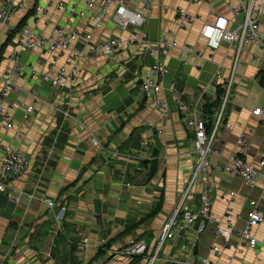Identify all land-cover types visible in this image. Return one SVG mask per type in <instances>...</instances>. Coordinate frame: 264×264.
<instances>
[{
	"label": "crops",
	"instance_id": "crops-1",
	"mask_svg": "<svg viewBox=\"0 0 264 264\" xmlns=\"http://www.w3.org/2000/svg\"><path fill=\"white\" fill-rule=\"evenodd\" d=\"M19 1L23 7L6 26L0 25V75L4 69H13L9 56L16 50L17 30L33 23L35 0ZM44 1L47 13L38 31L51 40L58 39L59 26L91 34V43L109 38L124 42L130 37L111 21L113 4L108 6L101 27L95 28L94 15L103 0H91L92 11L81 7L85 0H62L66 7L61 10L57 7L61 0ZM73 2L80 3L74 16L69 7ZM123 2L144 12L146 21L141 32L149 42H157L170 31L177 38L179 48L171 50L164 60L169 71L161 96L171 108L166 125L162 127L154 109L142 102L139 81L155 59L138 47L122 44L112 56L80 60L76 79L58 96L40 80L44 75L54 76L68 53L55 60L56 53L45 49L23 52L19 63L25 71L13 73L17 89L11 90L4 102L12 129L4 130L0 141L25 154L29 167L10 185L17 191L19 202L0 207V261L147 264L153 257L152 264H204L206 260L210 264H264V223L253 231L258 240L253 249L240 243L239 250L228 245L216 253L211 247L222 240L211 228L198 232L200 218L184 228L179 224L180 216L170 230L172 237L160 243L178 206L180 215L186 210L197 213L200 207L198 181L180 201L196 158L193 131L186 127L185 115L175 109L171 80L182 92L183 102L191 105L201 97L204 106L216 102L218 87L232 79L229 100L222 108L220 97L208 131L211 134L219 119L209 156L211 217L217 222L228 219L241 228L250 200L264 204L262 178L248 186L232 170L231 156L240 129L224 127L226 123L241 124L250 143L241 159L257 168L259 153L264 149V73L257 60L259 49L247 43L238 52L235 43L223 44L210 57L200 29L203 21L220 15L229 17L223 0H204L200 6L188 0H151L146 10L144 0ZM2 5L0 0V10ZM181 11L199 14L201 20L177 30ZM184 44L203 51L204 58L187 57L182 51ZM85 49L87 46L71 40L70 52ZM218 64L222 65L221 80L214 77ZM31 90L40 102L24 119L25 108L18 103L30 105ZM258 108L262 114H252ZM92 137L103 148L94 146ZM44 199L52 200L54 207H48ZM63 207L65 211L58 218ZM138 240L147 246L144 257L121 254L131 241ZM230 241L237 244L239 240L234 236Z\"/></svg>",
	"mask_w": 264,
	"mask_h": 264
},
{
	"label": "built area",
	"instance_id": "built-area-1",
	"mask_svg": "<svg viewBox=\"0 0 264 264\" xmlns=\"http://www.w3.org/2000/svg\"><path fill=\"white\" fill-rule=\"evenodd\" d=\"M193 6H200L204 0H188ZM229 12V17L225 15L216 16L212 20L202 22L200 29V36L205 42V46L213 58L215 53L222 47L223 44H236L237 51L243 47L244 44H253L259 49L258 62L259 66L263 69L264 73V0H223ZM44 0H35L33 23L31 26L28 24L19 28L16 32V50L9 56V60L13 62V69L2 70L0 75V138L4 130L12 129V124L9 122V115L4 107L7 94L11 90L17 89L12 82V76L15 71L23 72L25 67L19 63V58L23 52H30L35 49H45L51 53H56L55 60H58L63 53H68L64 58V65L59 67L54 76L44 75L41 78V84H48L54 91L55 95H60L64 89L74 82L78 73V63L80 60L94 59L98 57H109L115 54L122 44L127 46L138 47L145 55L155 59L153 67H151L140 79L139 89L142 95V102L145 106H151L158 115L160 125H166L171 108L165 98L161 96L164 89L165 77L168 74V67L164 64V60L168 53L176 48H179L177 38L173 31L159 39L157 42H149L141 32L146 17L143 11H136L129 8L123 0H103L99 9L95 12L93 24L95 28H100L106 19V10L109 5L115 6L114 12L111 15V21L118 27V29L129 32V39L122 42L118 38H109L101 42L91 43L92 36L87 32L78 30H68L65 27L59 26L57 29L58 39L51 40L45 37L38 31V24L45 17L47 13V6L44 5ZM23 2L19 0H3V5L0 10V25L6 26L9 23L11 16H13L20 8L23 7ZM64 1L57 3L58 9H64ZM79 2H73L69 7L72 15L79 13ZM151 6V0H144V10ZM81 7L84 10L92 11L94 2L85 0ZM199 14H190L186 11L179 12L177 17L176 28L177 30L184 29L186 25L200 21ZM232 26V27H231ZM77 40L81 44L87 46L82 52H70L71 40ZM182 51L187 57L191 58H204V52L198 50L190 44H184ZM238 56V55H236ZM163 62H162V60ZM183 65H187L183 62ZM222 65L218 64L214 73V77L221 80ZM32 78L33 74L30 73ZM175 80L170 81V93L173 97L175 109L180 114L185 115V125L188 129L193 131L194 139L192 141L193 154L196 158L190 181L185 192L182 193L180 201H182L188 190L192 188L195 182H199L200 200L199 211L192 213L191 211H183L180 215L181 207L175 209L170 221L166 225V234L164 238H171L170 232L177 217L180 216L179 224L188 228L192 223L200 218L201 224L198 227V232H203L207 227L211 228V232L215 237L222 240L219 245H212L211 250L220 253L221 248L232 245L235 250H239V246L245 243V247L253 249L258 240L253 235V231L258 226L264 223V204H260L255 200H250L249 209L246 212L245 221L241 228H238L230 220L215 221L211 217V182L209 178V168L211 167L209 156L212 153V138L218 126L219 119L215 121V127L211 134L207 131L208 121L204 118L202 110L203 103L201 97L193 101L191 105L183 102V94L177 89ZM232 79L225 81L222 85L223 93L220 96L222 100V108L227 104L231 92ZM32 103L25 106L24 103H18V107L25 108L23 115L27 119L30 114L35 110L36 104L40 99L35 91L29 92ZM53 106V105H52ZM68 116L67 112H64ZM254 115H261V109H254ZM227 130L240 129L237 137V148L231 156L232 170L240 176L243 183L248 186H253L260 178L264 184V149L260 151L258 158V167L255 168L250 164L242 161V156L250 148L247 135L243 132L239 122L235 124H225ZM162 133L161 130L158 131ZM210 134V135H209ZM94 146L103 148L99 142L92 137ZM29 167V158L13 149L10 145L3 144L0 141V193L8 197L11 203H18L19 197L17 191L10 187L12 181L22 175ZM230 170L229 168H227ZM47 206L54 207L52 200L44 199ZM65 208L63 207L58 214H63ZM57 218V216H56ZM236 236L238 242L231 243V238ZM241 243V244H240ZM147 251V246L143 241H131L123 248L121 254L127 257L143 256ZM154 258L151 257L147 264H152ZM0 264H4L0 261ZM204 264H210L205 261Z\"/></svg>",
	"mask_w": 264,
	"mask_h": 264
},
{
	"label": "trees",
	"instance_id": "trees-1",
	"mask_svg": "<svg viewBox=\"0 0 264 264\" xmlns=\"http://www.w3.org/2000/svg\"><path fill=\"white\" fill-rule=\"evenodd\" d=\"M261 85H263V87H264V75L261 78ZM222 92H223V89L221 86H219L218 87V100L216 102H214L213 104H204V106H203L202 113H203L204 118L208 121L207 131H209V129L211 128L212 116L214 114L215 108L219 104L220 96H221ZM145 254L143 256H138V257H144Z\"/></svg>",
	"mask_w": 264,
	"mask_h": 264
},
{
	"label": "water",
	"instance_id": "water-1",
	"mask_svg": "<svg viewBox=\"0 0 264 264\" xmlns=\"http://www.w3.org/2000/svg\"><path fill=\"white\" fill-rule=\"evenodd\" d=\"M8 197L0 193V207L5 208L8 204Z\"/></svg>",
	"mask_w": 264,
	"mask_h": 264
},
{
	"label": "rangeland",
	"instance_id": "rangeland-1",
	"mask_svg": "<svg viewBox=\"0 0 264 264\" xmlns=\"http://www.w3.org/2000/svg\"><path fill=\"white\" fill-rule=\"evenodd\" d=\"M23 26H24V25H23ZM23 26H21V27H23ZM21 27H20V28H21ZM17 31H18V30H17Z\"/></svg>",
	"mask_w": 264,
	"mask_h": 264
}]
</instances>
